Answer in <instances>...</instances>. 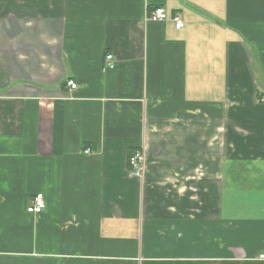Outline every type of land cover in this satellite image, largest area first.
<instances>
[{
    "label": "crops",
    "instance_id": "0c3cea01",
    "mask_svg": "<svg viewBox=\"0 0 264 264\" xmlns=\"http://www.w3.org/2000/svg\"><path fill=\"white\" fill-rule=\"evenodd\" d=\"M262 254L264 0H0V264Z\"/></svg>",
    "mask_w": 264,
    "mask_h": 264
},
{
    "label": "built area",
    "instance_id": "2783aa9c",
    "mask_svg": "<svg viewBox=\"0 0 264 264\" xmlns=\"http://www.w3.org/2000/svg\"><path fill=\"white\" fill-rule=\"evenodd\" d=\"M170 15L169 12L166 8L164 7H158L155 8L154 11L151 12L150 16L148 17V20L150 22L154 23H159V22H165L169 19ZM173 22L176 26L177 29L182 28L183 22L179 16L173 17ZM114 60L113 56H108L107 57V65L106 68L112 69L114 68ZM68 86L72 90L77 89V84L74 83L73 81L68 82ZM90 151L88 150L86 153H89ZM129 166V175L134 178L141 179L144 176L145 169H146V155L145 152L142 151H137L135 152L132 156L129 158L128 162ZM46 209V203L44 196L41 194H38L35 196L31 202V206L27 209V212L29 214H40ZM259 260L264 261V254L259 256Z\"/></svg>",
    "mask_w": 264,
    "mask_h": 264
}]
</instances>
